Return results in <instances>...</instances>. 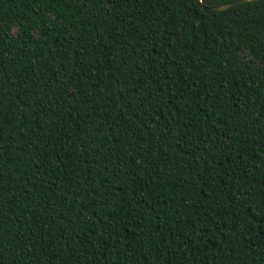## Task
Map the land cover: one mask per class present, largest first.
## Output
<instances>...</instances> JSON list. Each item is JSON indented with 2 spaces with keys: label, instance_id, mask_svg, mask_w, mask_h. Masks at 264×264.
<instances>
[{
  "label": "trees",
  "instance_id": "1",
  "mask_svg": "<svg viewBox=\"0 0 264 264\" xmlns=\"http://www.w3.org/2000/svg\"><path fill=\"white\" fill-rule=\"evenodd\" d=\"M0 264H264V0H0Z\"/></svg>",
  "mask_w": 264,
  "mask_h": 264
},
{
  "label": "water",
  "instance_id": "2",
  "mask_svg": "<svg viewBox=\"0 0 264 264\" xmlns=\"http://www.w3.org/2000/svg\"><path fill=\"white\" fill-rule=\"evenodd\" d=\"M196 4L204 11L205 14H207L208 16H213L215 13L223 11L225 9L231 8L233 6L239 5V4H243V3H247V2H251V1H255V0H233L231 2H227L212 8H206L204 7L200 0H195Z\"/></svg>",
  "mask_w": 264,
  "mask_h": 264
}]
</instances>
